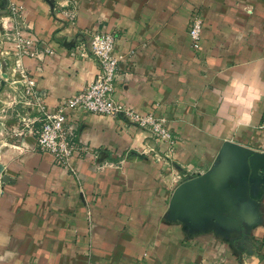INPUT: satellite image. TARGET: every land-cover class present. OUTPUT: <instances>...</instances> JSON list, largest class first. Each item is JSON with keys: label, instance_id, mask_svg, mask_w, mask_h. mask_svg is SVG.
Returning <instances> with one entry per match:
<instances>
[{"label": "crops", "instance_id": "obj_1", "mask_svg": "<svg viewBox=\"0 0 264 264\" xmlns=\"http://www.w3.org/2000/svg\"><path fill=\"white\" fill-rule=\"evenodd\" d=\"M51 1L0 0V264H264V0ZM99 28L116 36L115 100L165 118L172 152L78 110L84 152L62 166L37 146L43 114L18 119L7 36L39 42L23 62L56 111L95 79Z\"/></svg>", "mask_w": 264, "mask_h": 264}, {"label": "built area", "instance_id": "obj_2", "mask_svg": "<svg viewBox=\"0 0 264 264\" xmlns=\"http://www.w3.org/2000/svg\"><path fill=\"white\" fill-rule=\"evenodd\" d=\"M55 0H52L53 2ZM10 12L17 13L19 7L10 4ZM67 16L73 18L69 12ZM204 20L200 10H195L189 21V35L197 50L201 45ZM11 41L3 54L13 70L11 77L5 76L13 93L11 107H17L18 119L26 127L32 128L35 116H41V125L34 132L40 151L53 154L57 164L69 166L70 160L84 152L77 136L78 122L71 112L83 110L86 114H102L121 122L124 126H136L147 130L157 144H167V152H172L175 135L167 128L165 118L152 113H141L138 110L117 102L114 98L120 59L115 54L116 36L102 28L92 32L90 53L96 59L98 72L93 82L86 85L76 94L61 102L56 111L45 109L39 98L35 76L25 66L23 59L27 56L41 58L39 42L21 32L14 31L7 36ZM7 75V74H6ZM36 114V115H35ZM170 147V148H169ZM151 151L153 148L150 149Z\"/></svg>", "mask_w": 264, "mask_h": 264}, {"label": "rangeland", "instance_id": "obj_3", "mask_svg": "<svg viewBox=\"0 0 264 264\" xmlns=\"http://www.w3.org/2000/svg\"><path fill=\"white\" fill-rule=\"evenodd\" d=\"M9 77H11V74L9 75ZM5 80V79H4Z\"/></svg>", "mask_w": 264, "mask_h": 264}]
</instances>
